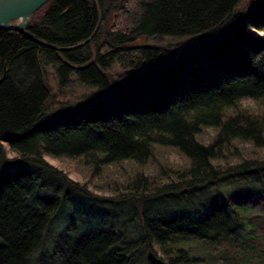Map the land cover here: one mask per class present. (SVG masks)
Segmentation results:
<instances>
[{"label": "trees", "instance_id": "16d2710c", "mask_svg": "<svg viewBox=\"0 0 264 264\" xmlns=\"http://www.w3.org/2000/svg\"><path fill=\"white\" fill-rule=\"evenodd\" d=\"M27 31L0 29V264H30L76 196L134 203L139 238L73 216L60 264H264V0H49ZM160 39L176 48L148 43ZM47 67L103 97L51 115ZM162 147L181 164L146 166ZM47 155L135 169L94 195Z\"/></svg>", "mask_w": 264, "mask_h": 264}, {"label": "rangeland", "instance_id": "374dc122", "mask_svg": "<svg viewBox=\"0 0 264 264\" xmlns=\"http://www.w3.org/2000/svg\"><path fill=\"white\" fill-rule=\"evenodd\" d=\"M251 32L261 33L257 30H251ZM148 43L162 46L165 49H175L176 46L174 47V45L177 44L171 39H167L166 41L160 39L155 40L153 43L151 41ZM45 75L50 87V100L48 106L49 108L51 107V110L48 112L51 115L56 114L60 105L64 106L66 109L65 111L69 113V110H72L73 108L77 110L78 107L85 105V102L90 101V99H92V101H96L103 97V95L98 93V89L82 85L76 77L70 78L68 87L59 85L56 70L53 67H47L45 70ZM248 102L254 103V101L250 100L243 101L244 104H247ZM213 134L214 130L212 128H208L203 134L199 136V138L205 142H208ZM235 145L241 150L240 151L238 149L235 151L238 156L242 157V154L248 155L251 153L249 150H247V148H250L249 143L236 141ZM256 154H261L264 156L263 149H258ZM8 156L13 157L14 154L9 153ZM229 156L231 157L232 155ZM164 158H167L168 161L174 164H181L182 162L180 154H178L175 149L170 147H162L158 148L157 156L153 158L151 163L149 162L150 165L146 164V166L148 165V167H151V169H155L159 164V160H163ZM45 159L56 168L64 171L74 182L85 184L88 190L94 195L111 196L112 193H114L112 191H114L116 188L119 189L117 184H121L123 180H126V175L131 172L133 173L135 169L134 163L124 160L122 162L108 166L106 170L101 168L100 170L94 171L92 173L91 170L88 169L86 165H84L82 160H74L68 157H53L50 155L45 156ZM144 167L145 165L141 167V169L143 170ZM130 204L123 203L117 205H105L102 203L93 202L87 198H82L81 196H76L72 201L67 202V204H65L62 208L61 214L59 213L54 218L53 222L48 227L44 235V239L40 248L34 253L30 264H60L58 258L52 256L53 249L57 243L58 236L64 233L67 227L66 222L69 223L68 219H72L73 216H75V219L78 218L77 221L80 223L78 226L79 229H82V231L95 228L103 221L108 223L116 221L115 226L119 230L126 232L129 236V240H137L139 238L138 234L140 229V218L138 217L137 213H135V208L138 212L137 205H134V203ZM148 204L151 205V202H148ZM153 212L158 213V210L154 209ZM214 248L215 247L211 248L212 253L217 251V249ZM196 250L198 251H196L198 254H202V252H204V250H200L199 247H197ZM134 260L136 264H147L145 261V256L141 257V254L139 256L135 255Z\"/></svg>", "mask_w": 264, "mask_h": 264}, {"label": "water", "instance_id": "95a60500", "mask_svg": "<svg viewBox=\"0 0 264 264\" xmlns=\"http://www.w3.org/2000/svg\"><path fill=\"white\" fill-rule=\"evenodd\" d=\"M48 1L0 0V29L15 30L35 40L27 31V27L30 23L31 16Z\"/></svg>", "mask_w": 264, "mask_h": 264}]
</instances>
